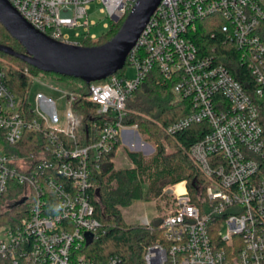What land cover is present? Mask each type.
Segmentation results:
<instances>
[{
  "label": "built area",
  "instance_id": "1",
  "mask_svg": "<svg viewBox=\"0 0 264 264\" xmlns=\"http://www.w3.org/2000/svg\"><path fill=\"white\" fill-rule=\"evenodd\" d=\"M9 1L37 29L78 45L100 36L89 17L93 3L107 18L106 30L113 17L123 18L137 2ZM207 34L217 40L209 42ZM222 46L236 52L250 82L237 79L222 61ZM127 61L136 68L135 78L116 72L88 83L84 97L97 105L99 118L87 143H82L83 118L75 107L76 85L61 90L31 76L32 83L65 98L64 126L59 127L51 121L57 119L51 98L36 92L34 108L30 89L26 99L19 97L0 69V195L18 186V198L5 203L7 208L21 205L18 218L0 227V264L121 263L116 254L99 262L86 252L100 229L90 201L91 177L124 130L138 134L136 125L123 123L126 101L153 69L171 84L177 99L188 101V113L168 131L195 123L209 129L189 149L206 183L196 198L185 180L180 181L183 192L170 187L162 237L144 248L145 264H264V0H161ZM26 100L31 103L27 110ZM27 131L40 139L22 144ZM141 223L152 229L147 217Z\"/></svg>",
  "mask_w": 264,
  "mask_h": 264
},
{
  "label": "trees",
  "instance_id": "2",
  "mask_svg": "<svg viewBox=\"0 0 264 264\" xmlns=\"http://www.w3.org/2000/svg\"><path fill=\"white\" fill-rule=\"evenodd\" d=\"M124 17L119 22L110 20L107 31H104L98 39H88L83 44L98 45L106 42L118 31ZM207 35L209 42L217 40L216 37ZM0 43L19 52L25 51L22 43L13 37L2 23H0ZM222 49V61L230 67L233 75L242 82H250L249 70L240 63L236 52L224 49V46ZM126 64H129L128 61ZM0 69L4 71L8 86L19 97L25 99L31 88V76L39 75L42 71L3 51H0ZM26 69L29 74L25 72ZM50 74L53 79L76 81L75 91L79 95L75 107L83 118L82 143H87L93 122L99 118L95 115L97 105L84 97L87 94L88 83L73 76ZM25 105L27 110L31 103L26 100ZM188 111V101L177 99L172 92L171 84L165 81L156 69H153L128 96L123 123L129 126L136 125L139 133L145 135L146 139L155 146V151L152 156L146 157L141 151L126 149L133 165L122 168H116L114 162L121 141L116 143L111 151L101 156L100 169H94L90 189V201L94 205L100 229L98 238L85 247L89 257L103 262L110 255L116 254L121 258L120 264H145L144 248L162 237L160 224L164 216L150 220L152 226L150 229L142 223H127L122 208L136 200L156 199L162 195L166 186L183 180L186 181L192 197H197L206 180L200 167L191 157L189 149L209 128L205 123H195L175 133L168 131V127ZM40 137L37 132L27 131L22 144L27 146L31 140ZM19 193L20 187L15 186L13 191L0 195V227L13 223L20 215L21 205L2 209L6 200L18 198Z\"/></svg>",
  "mask_w": 264,
  "mask_h": 264
},
{
  "label": "water",
  "instance_id": "3",
  "mask_svg": "<svg viewBox=\"0 0 264 264\" xmlns=\"http://www.w3.org/2000/svg\"><path fill=\"white\" fill-rule=\"evenodd\" d=\"M160 1L137 0L113 37L98 45H78L52 38L34 27L9 0H0V23L25 48L19 52L0 43V51L42 71L77 77L87 83L104 79L124 67L128 53ZM22 202L23 199L16 201L11 207Z\"/></svg>",
  "mask_w": 264,
  "mask_h": 264
},
{
  "label": "rangeland",
  "instance_id": "4",
  "mask_svg": "<svg viewBox=\"0 0 264 264\" xmlns=\"http://www.w3.org/2000/svg\"><path fill=\"white\" fill-rule=\"evenodd\" d=\"M98 6H99L98 3L92 4V8L89 11V17L95 19L97 22V24L92 27V31L101 35L104 30L102 28L103 21L107 18L102 13L99 12ZM119 21H116V22H119ZM104 31H107V29ZM118 71H119L118 72L119 75H124L127 78L133 79L136 76V68L135 66L131 64H126L123 67V69H120ZM50 73L56 74L53 72L41 71V73L38 76L40 77L41 80L49 82L50 84L56 86L58 89H61V90L73 88L76 85V81L73 79H68L67 81L59 80V79H52V76ZM36 92H41L44 96L51 98L53 100L54 105H55V113H56L57 119L51 120V121L56 126L63 127L64 120H65V111L67 109L65 98L60 96V92L49 89L45 85L41 84L40 82L33 81V83L31 84L29 93H28V99L32 103V106L34 108H38V104L36 103V100L34 98ZM40 110L50 119V116L45 110L43 109H40ZM144 142L145 144L141 145ZM135 143H136L135 151H141V153H143L146 157L152 156V154L155 151V146L146 139L145 135H142L139 132L138 134L135 132ZM131 148H132L131 146L125 147L124 141H123L121 147L118 149L116 153L115 161L117 165H121L120 163H122L123 167L129 166L127 165L129 164V161L125 156V152H126V149H131ZM167 149H170V148H167ZM171 186L172 185L166 186L163 190L162 195L157 197L156 199H153L151 201L144 200V199L136 200L132 204L123 207L122 211H123V216L126 222L127 223H134L135 221L142 222V219L145 217H147L149 220H152V219H156L157 217H162V215L164 216L168 212L171 206L170 205L171 204L170 203L171 201L170 187ZM6 208H7L6 203H4L2 205V209L6 210ZM221 231L223 233H226L227 227L226 226L221 227Z\"/></svg>",
  "mask_w": 264,
  "mask_h": 264
},
{
  "label": "crops",
  "instance_id": "5",
  "mask_svg": "<svg viewBox=\"0 0 264 264\" xmlns=\"http://www.w3.org/2000/svg\"><path fill=\"white\" fill-rule=\"evenodd\" d=\"M122 140L124 141V146H125V147H126V146H131L133 149L131 148L130 150L135 151V129L124 130V131H123V134H122V136H121V145H122V143H123ZM120 147H121V146H120ZM120 147H119V148H120ZM117 151H118V150H117ZM124 151H125V150H124ZM116 153H117V152H116ZM125 156H126V158L128 159V161H129V164H127V165H129V166L133 165L132 162H131V160L128 158L127 152H125ZM115 159H116V156H115ZM115 159H114V162H115L116 168H121V167H123L122 163H120L121 165H117ZM122 212H123V211H122ZM134 223H141V221H135Z\"/></svg>",
  "mask_w": 264,
  "mask_h": 264
},
{
  "label": "bare ground",
  "instance_id": "6",
  "mask_svg": "<svg viewBox=\"0 0 264 264\" xmlns=\"http://www.w3.org/2000/svg\"><path fill=\"white\" fill-rule=\"evenodd\" d=\"M174 187L179 192H183L184 191L183 182H178L177 184L174 185Z\"/></svg>",
  "mask_w": 264,
  "mask_h": 264
}]
</instances>
